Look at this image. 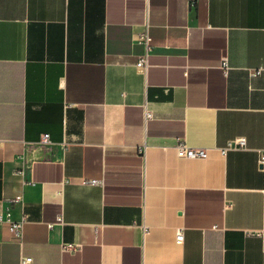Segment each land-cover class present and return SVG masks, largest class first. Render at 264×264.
<instances>
[{"label":"crops","instance_id":"obj_1","mask_svg":"<svg viewBox=\"0 0 264 264\" xmlns=\"http://www.w3.org/2000/svg\"><path fill=\"white\" fill-rule=\"evenodd\" d=\"M260 68L264 0H0V264H264Z\"/></svg>","mask_w":264,"mask_h":264},{"label":"built area","instance_id":"obj_2","mask_svg":"<svg viewBox=\"0 0 264 264\" xmlns=\"http://www.w3.org/2000/svg\"><path fill=\"white\" fill-rule=\"evenodd\" d=\"M188 2L190 6H194L197 2V0H185ZM138 41L144 45V54L140 56L135 64L136 69L139 71L143 72L148 68V56H149V50L151 48V39L148 36V34L145 32L141 34L138 37ZM219 68L222 72V75L224 77H227L230 71V66L228 64V58L226 55H224L220 59V64ZM264 72V69L260 68L258 70H250L248 72V76L250 78H256L260 75H262ZM49 143V136L47 134L43 135L40 141L41 145H46ZM245 148V140L244 138H235L234 140H230L227 142L225 148L220 150L221 154H225L229 150H234V149H244ZM140 154H143V150H139ZM176 153L178 158L182 159H206L207 158V152L206 150L203 149H197V148H190L186 146L184 143L180 142L176 145ZM259 158H258V165L260 168L264 167V148L258 151ZM16 175H23V172H16ZM88 184H96L95 181L89 180L87 181ZM22 197L20 195L16 196L11 203L16 204L21 202ZM26 221V216H22L19 220H13L11 213L9 211L0 213V226H5L11 234L15 238H19L22 233V228L23 225ZM62 222V217L61 215L58 216L57 218V223ZM214 230L216 229L215 227L213 228ZM142 230L146 232L147 230L142 227ZM95 232H99V228H95ZM246 236H253L258 238L262 246L264 248V230H256V231H247L245 232ZM183 230L178 228L175 230V243L177 245H181L183 243ZM61 252L62 253H74L78 252L80 249L78 246L74 244H63L61 246ZM32 262V259L29 257H20L19 263L20 264H30Z\"/></svg>","mask_w":264,"mask_h":264}]
</instances>
